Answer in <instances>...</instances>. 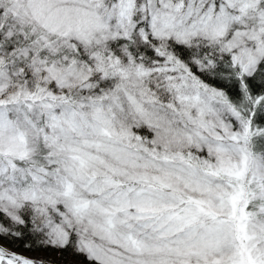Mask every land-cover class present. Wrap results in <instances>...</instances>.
Segmentation results:
<instances>
[{"label":"snow or ice","instance_id":"6c2138e0","mask_svg":"<svg viewBox=\"0 0 264 264\" xmlns=\"http://www.w3.org/2000/svg\"><path fill=\"white\" fill-rule=\"evenodd\" d=\"M0 264H264V0H0Z\"/></svg>","mask_w":264,"mask_h":264},{"label":"rangeland","instance_id":"374dc122","mask_svg":"<svg viewBox=\"0 0 264 264\" xmlns=\"http://www.w3.org/2000/svg\"><path fill=\"white\" fill-rule=\"evenodd\" d=\"M26 255H30V256H36L35 253H25Z\"/></svg>","mask_w":264,"mask_h":264},{"label":"trees","instance_id":"16d2710c","mask_svg":"<svg viewBox=\"0 0 264 264\" xmlns=\"http://www.w3.org/2000/svg\"><path fill=\"white\" fill-rule=\"evenodd\" d=\"M36 254V256L37 255H43V253H35ZM56 254L55 253H53V256H55Z\"/></svg>","mask_w":264,"mask_h":264},{"label":"water","instance_id":"95a60500","mask_svg":"<svg viewBox=\"0 0 264 264\" xmlns=\"http://www.w3.org/2000/svg\"><path fill=\"white\" fill-rule=\"evenodd\" d=\"M26 255V254H25Z\"/></svg>","mask_w":264,"mask_h":264}]
</instances>
